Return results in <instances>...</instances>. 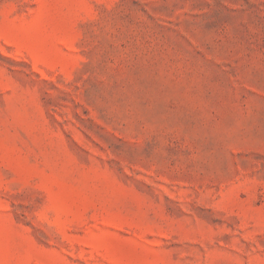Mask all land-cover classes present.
<instances>
[{"label": "rangeland", "instance_id": "obj_1", "mask_svg": "<svg viewBox=\"0 0 264 264\" xmlns=\"http://www.w3.org/2000/svg\"><path fill=\"white\" fill-rule=\"evenodd\" d=\"M0 264H264V0H0Z\"/></svg>", "mask_w": 264, "mask_h": 264}]
</instances>
